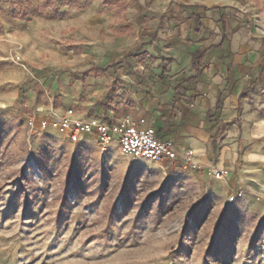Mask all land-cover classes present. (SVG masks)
Here are the masks:
<instances>
[{
    "label": "rangeland",
    "instance_id": "1",
    "mask_svg": "<svg viewBox=\"0 0 264 264\" xmlns=\"http://www.w3.org/2000/svg\"><path fill=\"white\" fill-rule=\"evenodd\" d=\"M138 1L0 0V264H264L254 187L51 123L82 109L87 61L118 53Z\"/></svg>",
    "mask_w": 264,
    "mask_h": 264
},
{
    "label": "crops",
    "instance_id": "2",
    "mask_svg": "<svg viewBox=\"0 0 264 264\" xmlns=\"http://www.w3.org/2000/svg\"><path fill=\"white\" fill-rule=\"evenodd\" d=\"M128 17L118 53L87 61L76 118L130 117L171 140L178 164L190 155L224 171L217 187L237 180L264 195V0H142Z\"/></svg>",
    "mask_w": 264,
    "mask_h": 264
},
{
    "label": "built area",
    "instance_id": "3",
    "mask_svg": "<svg viewBox=\"0 0 264 264\" xmlns=\"http://www.w3.org/2000/svg\"><path fill=\"white\" fill-rule=\"evenodd\" d=\"M52 125L73 142L82 137H93L98 146L106 148L116 142L124 153L139 155L158 163L175 165L178 160L174 143L158 137L155 130L145 126L130 117L122 118L118 123L94 122L88 119L76 118V111L69 109L56 119ZM193 168L197 166L193 158H184ZM217 179H224V171H215Z\"/></svg>",
    "mask_w": 264,
    "mask_h": 264
},
{
    "label": "trees",
    "instance_id": "4",
    "mask_svg": "<svg viewBox=\"0 0 264 264\" xmlns=\"http://www.w3.org/2000/svg\"><path fill=\"white\" fill-rule=\"evenodd\" d=\"M19 17V16H18ZM20 17H22V18H24L25 17V15H20ZM161 209L163 208V207H165V203L163 202V201H161Z\"/></svg>",
    "mask_w": 264,
    "mask_h": 264
},
{
    "label": "snow or ice",
    "instance_id": "5",
    "mask_svg": "<svg viewBox=\"0 0 264 264\" xmlns=\"http://www.w3.org/2000/svg\"><path fill=\"white\" fill-rule=\"evenodd\" d=\"M0 226H2V225H0ZM134 238V237H133Z\"/></svg>",
    "mask_w": 264,
    "mask_h": 264
}]
</instances>
